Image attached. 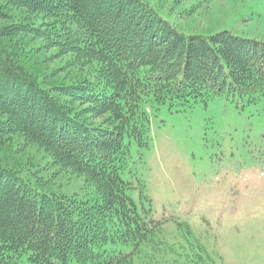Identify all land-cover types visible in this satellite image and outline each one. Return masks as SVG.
I'll list each match as a JSON object with an SVG mask.
<instances>
[{
	"label": "trees",
	"instance_id": "1",
	"mask_svg": "<svg viewBox=\"0 0 264 264\" xmlns=\"http://www.w3.org/2000/svg\"><path fill=\"white\" fill-rule=\"evenodd\" d=\"M6 20L0 264H217L187 225L189 238L161 237L166 220L154 215L132 146L149 147L151 107L263 98L264 40L184 33L147 0H0ZM48 49L74 71L70 83L40 70ZM30 151L45 166H29ZM56 175L80 185L54 187Z\"/></svg>",
	"mask_w": 264,
	"mask_h": 264
},
{
	"label": "rangeland",
	"instance_id": "2",
	"mask_svg": "<svg viewBox=\"0 0 264 264\" xmlns=\"http://www.w3.org/2000/svg\"><path fill=\"white\" fill-rule=\"evenodd\" d=\"M147 1L184 33L229 29L264 40V0ZM8 23L0 21V27ZM55 52L37 55L45 61L40 70L54 72L53 82L70 83L74 71ZM149 111V147L132 146V153L135 158L141 153L136 169L155 217L168 219L162 226L164 241L189 238L187 225L217 264H264V97L243 107L214 98ZM29 153L35 157L23 158L31 160L29 166H45L41 153ZM39 175L46 178L42 171ZM66 179L56 175L50 185L68 192L80 185Z\"/></svg>",
	"mask_w": 264,
	"mask_h": 264
}]
</instances>
